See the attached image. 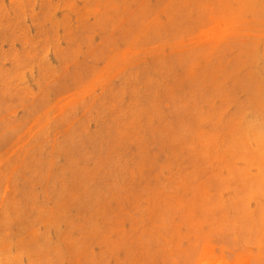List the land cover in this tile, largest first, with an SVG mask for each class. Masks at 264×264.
Segmentation results:
<instances>
[{"label": "rangeland", "instance_id": "1", "mask_svg": "<svg viewBox=\"0 0 264 264\" xmlns=\"http://www.w3.org/2000/svg\"><path fill=\"white\" fill-rule=\"evenodd\" d=\"M0 264H264V0H0Z\"/></svg>", "mask_w": 264, "mask_h": 264}]
</instances>
